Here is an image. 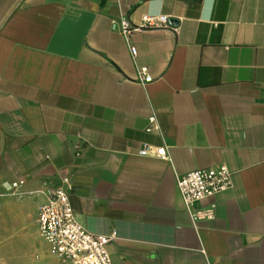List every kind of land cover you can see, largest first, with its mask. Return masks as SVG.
<instances>
[{
	"label": "crops",
	"instance_id": "crops-1",
	"mask_svg": "<svg viewBox=\"0 0 264 264\" xmlns=\"http://www.w3.org/2000/svg\"><path fill=\"white\" fill-rule=\"evenodd\" d=\"M144 15L177 23L120 31ZM220 165L233 185L194 222L177 179ZM64 177L113 264H264V0H0V231L33 248L21 264H68L38 223Z\"/></svg>",
	"mask_w": 264,
	"mask_h": 264
},
{
	"label": "built area",
	"instance_id": "built-area-1",
	"mask_svg": "<svg viewBox=\"0 0 264 264\" xmlns=\"http://www.w3.org/2000/svg\"><path fill=\"white\" fill-rule=\"evenodd\" d=\"M143 20V24L134 25L127 17H122L119 29L124 35L130 36L133 31L142 28L169 25L167 15H144ZM131 51L134 56L137 54L136 47L132 46ZM138 80L141 83L153 80L147 67L139 68ZM149 121L155 128H159L155 116H151ZM141 152L147 153L146 150ZM156 154L167 158L165 147L158 148ZM62 182L63 184L50 191L48 200L39 208V233L47 243L50 254L68 264H113L108 245L115 238V233L98 234L84 227L77 220L71 203L70 180L64 177ZM177 183L192 221L198 222L215 218V204L202 208H196L195 205L231 188L233 179L228 166L220 165L185 173L178 177ZM21 184L23 182L12 183L10 188L15 189Z\"/></svg>",
	"mask_w": 264,
	"mask_h": 264
},
{
	"label": "rangeland",
	"instance_id": "rangeland-1",
	"mask_svg": "<svg viewBox=\"0 0 264 264\" xmlns=\"http://www.w3.org/2000/svg\"><path fill=\"white\" fill-rule=\"evenodd\" d=\"M0 231V264H21L34 253L29 243L22 245L18 235H12L11 228Z\"/></svg>",
	"mask_w": 264,
	"mask_h": 264
},
{
	"label": "water",
	"instance_id": "water-1",
	"mask_svg": "<svg viewBox=\"0 0 264 264\" xmlns=\"http://www.w3.org/2000/svg\"><path fill=\"white\" fill-rule=\"evenodd\" d=\"M176 23H177V20L176 19H174V18H170L169 19V24L175 25Z\"/></svg>",
	"mask_w": 264,
	"mask_h": 264
}]
</instances>
